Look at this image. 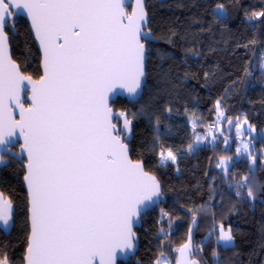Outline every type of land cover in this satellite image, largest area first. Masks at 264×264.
Instances as JSON below:
<instances>
[{"label": "snow or ice", "instance_id": "6c2138e0", "mask_svg": "<svg viewBox=\"0 0 264 264\" xmlns=\"http://www.w3.org/2000/svg\"><path fill=\"white\" fill-rule=\"evenodd\" d=\"M127 3L0 0V163H5L4 153L27 161L21 160L30 226L24 264H115L117 250L136 247L133 224L162 196L156 176L145 171L143 160L129 155L126 141L136 114L130 119L125 111L114 113L109 103L121 92L130 103H139L145 77L143 41L151 37V30L145 31V0H135L131 12L126 10ZM21 10L30 19L42 53L43 75L38 81L25 75L8 53L5 27ZM215 14H224L223 5L217 6ZM252 16L264 17V11ZM24 91L31 93L27 108L21 102ZM219 104L217 122L226 119L232 126L233 120L219 111ZM17 109L19 120L14 115ZM249 129L255 131L252 126ZM235 131L237 137L243 135L238 118ZM18 134L23 143L13 153ZM206 139L207 135L196 136L188 151ZM224 143L227 146V137ZM156 147L160 166L176 163L171 148ZM236 151L237 155L247 153L255 163L249 143L241 141ZM230 160L221 157L217 165L225 178ZM248 181L244 176L235 183L236 196L246 187L247 197L254 200ZM12 221V201L0 193V223L8 229ZM192 224H197L195 214ZM217 232V245L231 248L235 239L231 226L215 224L209 236ZM187 241L174 249L179 254L175 264H200L191 258L203 251L201 245L193 247L191 228ZM212 255L218 257L215 251ZM0 264H11L6 253L0 254ZM154 264L173 262L161 253Z\"/></svg>", "mask_w": 264, "mask_h": 264}, {"label": "trees", "instance_id": "16d2710c", "mask_svg": "<svg viewBox=\"0 0 264 264\" xmlns=\"http://www.w3.org/2000/svg\"><path fill=\"white\" fill-rule=\"evenodd\" d=\"M145 2L156 39L147 42L145 90L139 103L118 98L113 105L128 111L130 119L136 114L131 157L143 160L145 170L163 185V193L160 204L142 216L135 258L120 264H154L161 253L175 264L174 249L185 244L190 228H195L193 247L203 248L192 256L200 264H264V153L259 150L264 131V17L252 16L264 11V0ZM218 5L224 7L222 16L215 14ZM5 29L13 60L38 80L43 74L41 52L27 19L15 16ZM217 101L225 117L247 120L254 127L255 163L247 153L237 155L240 139L235 128L226 135V119L223 134L213 143L188 151L195 137L217 121ZM154 144L171 148L176 163L160 166ZM221 157H231L227 178L217 166ZM7 162L0 172V191L14 203V216L10 235L0 230V254L6 253L11 264H24L30 233L24 166L15 158ZM244 176L249 177L254 200L247 197L246 187L236 196L235 183ZM218 223L232 228L235 242L227 250L217 245L218 232L209 236Z\"/></svg>", "mask_w": 264, "mask_h": 264}, {"label": "water", "instance_id": "95a60500", "mask_svg": "<svg viewBox=\"0 0 264 264\" xmlns=\"http://www.w3.org/2000/svg\"><path fill=\"white\" fill-rule=\"evenodd\" d=\"M133 7H135V0H128V3L126 4V10L128 11V12H131V9L133 8ZM145 9H146V11H147V2H145ZM148 13V12H147ZM18 17H22V18H26L27 19V21H28V23H29V25H30V19L27 17V15L21 10V11H19L18 12V15H17ZM147 20H148V23H147V29H145V31H147L148 29H149V13H148V17H147ZM6 28V27H5ZM30 28H31V26H30ZM32 30V29H31ZM5 32H6V29H5ZM7 33V32H6ZM32 34H33V38L35 39V41H36V45H37V47H38V49H40V45H39V42H38V40L35 38V35H34V33H33V31H32ZM8 35V34H7ZM149 41H156V39L154 40L153 39V35L151 34V37L149 38V39H147V40H145V41H143L144 43H145V49H146V52H145V62H144V72H145V77H144V79H143V88H142V91H141V95H140V97L142 96V94H143V92H144V90H145V86H146V70H147V58H148V55H147V50H148V45H147V42H149ZM40 52H41V49H40ZM8 53H9V55L11 56V58H12V51H11V45H10V40H9V36H8ZM13 59V58H12ZM41 60H42V53H41ZM17 63V62H16ZM18 64V63H17ZM20 70H21V68H20ZM22 71V70H21ZM41 71L43 72V70H42V63H41ZM24 73V72H23ZM25 74V73H24ZM26 75V74H25ZM43 75V74H42ZM28 76V75H27ZM40 78H38V80H39ZM33 80V79H32ZM38 80H33V81H38ZM30 95H31V93H30V91H24V92H22L21 93V102L23 103V105H24V107L25 108H27L28 107V105L27 104H30ZM118 98H121V99H127L128 101H129V98L126 96V94H124L123 92H121V94H119V95H116V96H112L111 98H110V100H109V103H110V105H111V107H112V109H113V112L114 113H116V112H120V111H122V110H116L115 108V106L113 105V103H115L116 101H117V99ZM139 100H140V98H139ZM19 109H17L16 110V112L14 113V115H15V119L16 120H19ZM126 113H128V111H126ZM129 114V113H128ZM233 120V125L232 126H230L228 123H226V125H225V133H226V135H228V136H230V135H232L233 134V132H234V126H235V124H236V119L235 118H233L232 119ZM113 122H115V123H120V121H118V120H116V119H114V121ZM131 138H132V134H131V137L129 138V140L128 141H126V142H128V144H129V141L131 140ZM22 144L23 143V138H22V136H19V134L17 135V137H15L14 138V140H13V145H12V147H15V146H18V144ZM20 144V145H21ZM129 149L131 150V146H130V144H129ZM4 154H7V153H4ZM129 155H130V157H131V153L129 152ZM132 158V157H131ZM17 160H19V161H21L22 159L24 160V158L23 157H20V158H16ZM5 161V160H4ZM27 161L26 160H24V163H26ZM6 163V162H5ZM5 163H0V167H2V166H4L5 165ZM23 166H24V164H23ZM146 171V170H145ZM152 174V173H151ZM153 175V174H152ZM24 181V180H23ZM24 185H25V183H24ZM160 188H161V192L163 193V185L162 184H160ZM25 190L27 191V189H26V185H25ZM0 193H2L1 191H0ZM4 197H5V195H4ZM162 197V196H161ZM6 198V197H5ZM6 199H8V198H6ZM12 204H13V211H14V203L12 202ZM160 204V199L157 201V203H155V204H153V205H149L142 213H141V215H140V217L138 218V220H136V222L133 224V231L135 232V234H136V237H137V239H136V247L134 248V249H132V250H130V251H127V252H125V251H122V250H117L116 251V254H115V264H120V263H122V262H125V263H128L130 260H132V259H134L135 258V256H136V254L138 253V248H139V242H140V239H139V236H138V233H137V230L138 229H141V225H142V216H143V214L144 213H146V212H148V211H152V209L155 207V205H159ZM13 216H14V212H13ZM13 222V221H12ZM12 226H13V223H11L10 225H9V227H8V229H4V226H3V224L2 223H0V229L1 230H3L4 232H5V234H7V235H10V232H11V229H12ZM194 233H195V228L194 229H192L191 230V237H192V245H194ZM188 241H186L185 243H187ZM26 254V253H25ZM178 253H177V256H176V258H178ZM192 258V257H191ZM193 259V258H192Z\"/></svg>", "mask_w": 264, "mask_h": 264}, {"label": "rangeland", "instance_id": "374dc122", "mask_svg": "<svg viewBox=\"0 0 264 264\" xmlns=\"http://www.w3.org/2000/svg\"><path fill=\"white\" fill-rule=\"evenodd\" d=\"M193 124H195V121H192V125ZM196 125V124H195ZM246 130H248V132H246V133H250L251 132V130L249 129V128H247V127H245L244 129H243V132H245ZM223 131H224V127H223V125L222 124H219V126H218V129L216 130V131H213V132H210V131H207L205 134H198L197 136H201V137H203V136H205V135H207V137H208V139H206V140H203L201 143H199V144H197V145H194V148H197V147H199V146H202L203 144H208V143H213V141H212V139H211V137L213 136V135H215L216 137H219L220 135H222L223 134ZM236 132V131H235ZM251 133H254V132H251ZM237 136V135H236ZM255 137L257 136V133L255 132V135H254ZM260 136H262V140L259 142V150H260V152H263L264 153V131L261 133V135ZM239 147H241V140H240V144H239ZM249 148H250V151L253 149L252 148V146H250L249 145ZM243 155H244V153H242ZM264 158V157H263ZM225 229H227L226 227H225ZM234 242H235V240L233 241V244H234Z\"/></svg>", "mask_w": 264, "mask_h": 264}, {"label": "built area", "instance_id": "2783aa9c", "mask_svg": "<svg viewBox=\"0 0 264 264\" xmlns=\"http://www.w3.org/2000/svg\"><path fill=\"white\" fill-rule=\"evenodd\" d=\"M223 123H224V120L223 119L219 120L218 122L215 121L211 125H209L207 131H210V132L216 131L218 129L219 124H222L223 125ZM254 135H255V132L254 133H251L250 132V135L246 134L244 138L243 137H240V140H242L245 143L246 142L249 143V145L253 147V145L256 142V137ZM252 150H251V152H252Z\"/></svg>", "mask_w": 264, "mask_h": 264}, {"label": "flooded vegetation", "instance_id": "af4514ba", "mask_svg": "<svg viewBox=\"0 0 264 264\" xmlns=\"http://www.w3.org/2000/svg\"><path fill=\"white\" fill-rule=\"evenodd\" d=\"M28 106H29V104H27ZM21 144V143H20ZM20 144H18V146H15V147H12V152L13 153H17V152H19L20 151ZM10 158H14V156L13 155H10V154H4V160H5V165L4 166H2V167H0V172H1V168H3V167H5L6 165H8V162L7 161H9V159ZM16 159V158H15ZM24 160H26V159H24ZM19 161V160H18ZM21 162V161H20ZM1 230V229H0ZM2 231V230H1Z\"/></svg>", "mask_w": 264, "mask_h": 264}, {"label": "crops", "instance_id": "0c3cea01", "mask_svg": "<svg viewBox=\"0 0 264 264\" xmlns=\"http://www.w3.org/2000/svg\"><path fill=\"white\" fill-rule=\"evenodd\" d=\"M245 122V121H244ZM244 122H241L240 124L241 125H243V129L245 128V127H247V128H249V125L248 124H245ZM246 132H248V130H246L245 132H243V135L242 136H239L238 138L240 139V137H245V135L246 134H248V135H250V133H246ZM251 132H256V131H251ZM242 141V140H241ZM247 143V142H246Z\"/></svg>", "mask_w": 264, "mask_h": 264}]
</instances>
